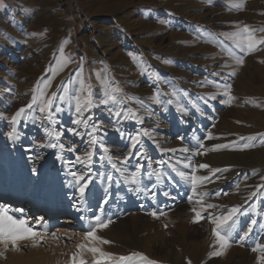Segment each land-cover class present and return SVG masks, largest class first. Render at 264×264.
Listing matches in <instances>:
<instances>
[{
  "label": "rangeland",
  "instance_id": "374dc122",
  "mask_svg": "<svg viewBox=\"0 0 264 264\" xmlns=\"http://www.w3.org/2000/svg\"><path fill=\"white\" fill-rule=\"evenodd\" d=\"M240 3L241 0H0V192L21 191L23 196L18 200L22 203L5 197L4 202L11 201L5 206L9 215L25 218L34 230L47 232L40 242L19 241V250L0 245V264H70L78 251L76 246L84 242L86 222L63 227V218L72 217L67 210L54 215V208L60 206L57 204L45 216L46 212L37 207L41 201L69 204L72 208L76 203L80 207L71 172H85L86 179L91 178L82 213L89 211L93 218L103 210L104 217L110 216L113 221L97 232L111 242L99 245L106 252L115 256L138 252L157 264H179L176 259H181L182 264H208L214 259L223 264H250V260L251 264H259L260 252L252 248L257 243L264 245V135H258L264 134V46L244 56V64L238 65L227 50L242 53L221 34L248 25L256 30L258 38L264 36L260 31L264 29V0H242V7H235ZM61 46L73 62L53 77ZM81 60L96 103L102 87L95 73L107 67L124 94L144 101V107L133 101L123 105L125 110H134L142 122L116 117L111 105H94L92 122L100 123L102 130L95 134L101 143L93 147L88 135L68 131L75 128L84 133L90 129L73 124L74 107L57 101L54 107L63 109L54 113L57 122L50 123L37 110L33 113L35 119L21 117L15 126L19 139L11 140L7 135L12 131L11 117L31 102L34 87L39 83L43 88L51 79L48 95L62 94V85L78 88L73 81ZM224 85H231L230 94L235 99L230 103L222 102L227 100ZM173 89L178 93L175 97L171 95ZM157 91L162 101L173 103H155L150 97ZM180 106L186 111H180ZM47 130L62 132L59 143L64 144V150L47 146L56 142ZM144 130L150 135H143ZM209 132L212 139L207 138ZM138 133L139 142L133 147L131 137ZM249 136L256 139H240ZM200 142L208 149L216 144L233 146L193 155ZM245 143L253 146L243 149ZM70 147L76 151H67ZM184 147L189 152L180 151ZM105 148L117 168L127 169L123 176L102 159ZM89 150L95 153L91 164L76 163V156L83 157ZM184 154L192 156L193 165L207 163L211 168L228 171L212 176L208 169H198L196 175L210 176V180L199 184L193 193L190 181L177 174H192V169L185 167L188 160ZM125 158L129 159L122 164ZM137 166H142L141 187L145 189L139 193L130 191L135 186L125 180ZM153 170L161 172L160 182L155 175L149 177ZM109 174L113 176L111 184L106 179ZM252 192L256 195L251 196ZM201 193L207 194L203 196L204 204L218 207L208 209L199 222H193L192 209H200L196 201L201 199ZM106 197L108 203L104 204ZM94 207L96 212L92 214ZM232 207H239L233 217L237 221V240L252 220L256 224L251 225L245 241L233 242L224 254L209 257L214 250V226L208 214H225ZM154 211L158 218L149 214ZM39 217L44 218L42 224L36 223ZM123 218L126 220L115 223ZM60 228L66 229L58 232ZM198 257L203 260L198 262ZM83 258L92 264V253L85 251Z\"/></svg>",
  "mask_w": 264,
  "mask_h": 264
},
{
  "label": "snow or ice",
  "instance_id": "6c2138e0",
  "mask_svg": "<svg viewBox=\"0 0 264 264\" xmlns=\"http://www.w3.org/2000/svg\"><path fill=\"white\" fill-rule=\"evenodd\" d=\"M235 7L240 8L242 7V0L240 4H236ZM260 31H264V29H261ZM256 30L250 28L248 25H243L242 27H237V30L234 32H226L222 33L221 35L225 36L226 38L233 41V44L235 48L239 49L241 55H237L235 52H233L231 49L227 50V54L232 57L236 64L243 65L244 64V56L249 55L259 49L260 46H264V36L257 37L256 36ZM60 53V59L57 61V66L53 70V77L58 74L60 71H62L65 67L68 66L69 63H72V59L70 56H66L64 54V49L61 46L58 49ZM170 61L165 60V63H169ZM225 67H228L226 64ZM84 68H83V60H81L80 65L78 66V70L76 73V80L73 81V83H78L79 87H72L69 89L67 85H62V94H58L57 92L51 93V95L47 94V89L51 86V79H48L46 83H44L43 88L40 87L39 83L37 86L33 89V96L31 99V102L28 103L26 106L19 108L14 115L11 117L12 122V131L8 132V137L15 141L19 139V134L16 131V124L20 121L21 117H32L33 113L38 110L39 113L45 114L44 119H47L50 123L57 122L55 120L54 113L60 112L63 109L56 105L57 101H60L62 103H68L70 107H74V112L76 114V119H74L72 122L73 124L77 126H83L85 129H90V131L87 132H78L77 129L72 128L68 129L69 132H71L74 135H88L90 137V146H95L98 143H101L100 139L95 135L98 131L101 129V124L98 122H92L93 121V115H92V108L99 105H111L116 110L114 111V115L118 118H134L138 122H142V118L136 115V112L134 110H125L123 108V105H125L128 101H133L136 103H139L141 107H144V101L139 100L136 97L128 96L127 94L123 93V90L119 87L118 83L114 81V79L110 76V70L107 67L102 68L101 70L97 71L95 73L96 79L100 82L102 87V95L98 99V104L96 103L97 98L94 96L92 85L91 83H88L84 78ZM232 75H235V72L231 73ZM214 75H219V73H214ZM156 79H159V76L156 75ZM224 88L227 93V100L222 101L223 103H230L232 100L235 99L230 93H231V85H224ZM171 95L173 97L177 96L178 93L175 89L171 92ZM161 93L159 91L156 92V94L152 97H150L151 100H153L155 103L163 104V103H173L172 100L168 101H162L160 99ZM211 99H215V96L210 97ZM179 104V101H176ZM207 103V101H205ZM248 102V101H246ZM33 105H36V108H33ZM194 107H196L195 104H193ZM180 111H186V109L183 106L179 107ZM85 113H88L86 116ZM119 130V129H117ZM47 135L51 139H55L56 142H49L48 147L56 148L59 147L61 150H64L65 146L62 143H59V137L62 135V132H58L55 130H47ZM137 136L131 137L133 140V147L139 142ZM143 135L148 136L150 135L148 130L143 131ZM258 135H264V134H258ZM208 139H212V133H208ZM181 140H183V137H180ZM241 140H247L249 142L254 141L256 139L255 136H249V137H241ZM261 143H264V139L261 140ZM233 145L229 144H216L211 149L205 148V145L203 142L199 143V148L196 149L193 152V155H203L208 151H217L224 148L232 147ZM253 145L251 143H245L243 145V149H247L249 147H252ZM203 149L204 151L201 152L200 150ZM241 149V150H243ZM67 151L75 152L76 149L74 147H70L67 149ZM107 149H104L105 156L102 157V159H107L109 163H111L112 167L116 169V171L120 172L123 176L124 173L127 171L126 168H117V165L115 162L112 161V157L107 154ZM168 151H175V150H168ZM182 152H189L188 147H184L180 149ZM94 150L86 151L83 157L80 155L76 156V163H82L85 164V166L91 164L93 156H94ZM131 155V154H130ZM137 155H140L138 152ZM129 158H125L124 161H121L122 164H126ZM141 167L137 166L136 170L134 172H131L127 177H125V180L130 185H134L135 187H131L129 190L133 191L135 193H139L142 191H145L144 188L141 187L142 180H141ZM173 167V171H177L175 166ZM185 167H190L192 169V174L187 175L183 171H177V174L184 180L190 181L192 192L196 193L197 186L199 184H202L203 182L209 181L210 176H204V175H196V171L198 169H208L212 176H215L216 173L228 171L227 168H211V166L207 163H200L198 165H193L191 160L189 159L188 163L185 164ZM33 173L36 172V169L33 168ZM88 171H91L90 168H88ZM70 175L73 177V186L76 187L77 192L79 194L77 203L80 205V207H77V211H80L81 208L86 204L85 199V193L86 190L89 187V184L91 183V178L89 177L86 179V173L85 172H71ZM149 177L155 175L157 177V182H160L161 180V172L159 170H153L152 172L148 173ZM219 178V177H217ZM109 184L113 181V176L111 174L107 175L106 177ZM261 179H264L262 177ZM153 188L156 187V184L152 185ZM259 187V186H258ZM165 196L168 195L167 192L164 193ZM207 195L206 193H201V199L197 200L196 203L200 205V209L197 210L196 208H193L192 211L194 212V219L193 222H199L203 216V212H207L208 209H214L218 206L215 204H204L203 202V196ZM226 195V193H225ZM256 192H252L251 196H255ZM155 196V193H153V197ZM189 200H192V197H189ZM104 204L108 203V198L106 197L103 200ZM76 206V205H74ZM239 212V207H232L225 214H208V220L209 222L214 226L211 230V235L213 237V244L211 247H213V251L209 253V257H218L222 254H224L225 250L231 246V243L233 242H243L245 241L251 231L252 227L251 225H255L256 221L252 220L251 225L249 226L247 231H244L241 235H239L238 240L234 236V233L236 231V224L237 221L233 219V217L236 216V214ZM153 217L158 218L157 212L150 213ZM162 214V213H161ZM81 219H84V217H81ZM44 221L43 217H39L36 221L37 224H42ZM111 223H113L110 216L104 217L103 210H101V215H94L92 220L89 222L88 230L85 232V235L83 237L82 243L78 244L76 247L78 251L74 253L71 257L70 264H87V261L83 258V253L85 251L92 253L93 255V262L92 264H135L136 261L139 262V264H157L156 261L149 259L147 256L143 255L142 253L133 252L131 255L128 256H115L113 253L104 251L99 245L109 244L111 243L109 240L104 239L103 237L99 236L97 234L98 230H102L107 228ZM167 227V225H165ZM262 228H264V225H261ZM45 235H47L46 231H38L34 230L33 227L29 226L27 219L25 218H15L12 215H9V209L0 205V245H4L5 248L8 247V245H11L13 250H19V241L22 240H33L35 242H40L44 239ZM53 238L55 237V234H53ZM218 246V250H217ZM252 251L254 252H260V256H258L259 264H264V245H261L259 243L256 244L255 247L252 248ZM3 253H0L2 255ZM190 264V261H189Z\"/></svg>",
  "mask_w": 264,
  "mask_h": 264
},
{
  "label": "bare ground",
  "instance_id": "6f19581e",
  "mask_svg": "<svg viewBox=\"0 0 264 264\" xmlns=\"http://www.w3.org/2000/svg\"><path fill=\"white\" fill-rule=\"evenodd\" d=\"M184 155H186V160H188L189 161V159L191 160L192 159V156H189V155H187V154H184ZM40 160V159H39ZM38 162V161H37ZM50 170V169H49ZM38 172H39V170H38ZM36 174V173H35ZM186 174H188V173H186ZM50 175V174H49ZM88 177V176H87ZM162 188V187H161ZM164 190V189H163ZM22 196H23V193L21 192V191H6V190H3V191H1L0 192V198H1V200H0V205H2V206H6V202H4L5 200H6V198H10L11 200H18V198H22ZM2 197H6L5 199H3ZM162 197V196H161ZM158 198V197H157ZM20 200V199H19ZM155 200V199H154ZM156 200H158V199H156ZM160 200V199H159ZM33 202H35V200H32ZM131 201V200H130ZM160 202V201H159ZM167 203H169V202H167ZM57 204H59L60 206H58L57 208H56V210H55V208H54V210H53V212H55L54 213V215L56 214V213H61V212H63V210H67V212H68V214L69 215H71L72 217L70 218V217H66V218H63V227H68L69 225H71V224H76V223H74V222H80V221H85L86 222V224L83 226V231L85 232V231H87L88 230V226H89V222H90V218L92 219V217H90L91 215H90V212L89 211H84L83 213H82V211L80 210V211H77V207H78V205L75 203L74 205H76V206H74L73 208L72 207H70V205L68 204V206H64V205H61L60 203H55V202H53V201H49V203L48 204H46V203H44L43 201H41V203H39V207H37V209L38 210H41L42 212H50V210H52L51 208L54 206H56ZM165 204V203H164ZM32 206L34 207V205L32 204ZM144 208V207H143ZM63 209V210H62ZM96 208L94 207L93 209H92V211H91V213L93 214L94 212H96V210H95ZM145 209V208H144ZM148 210V209H147ZM66 213V212H65ZM146 213V212H145ZM12 214V213H11ZM23 214H25V215H27L28 214V212H23ZM150 214V213H149ZM100 215V214H99ZM111 215V214H110ZM114 215V214H113ZM116 215V214H115ZM141 216H143V217H149L150 215H141ZM81 217H84V219H81ZM126 218V217H125ZM114 219V218H113ZM124 220H126V219H119L118 221H116L115 223H120V222H123ZM49 222V221H48ZM78 225V224H77ZM66 229V228H65ZM65 229H62V228H60L59 230H58V232H64V230ZM81 232V231H80ZM62 236V235H61ZM179 253L178 252H175V255H178ZM202 257V256H201ZM175 258V257H174ZM200 257H198V262H201L202 260H203V258H200ZM250 258V257H249ZM253 258V257H252ZM176 259V258H175ZM255 260H253V262H254ZM176 262L177 263H179V264H182V261H181V259H179L178 261H177V259H176ZM243 263V262H242ZM252 263V260H250V264ZM208 264H223L222 263V261L221 260H218V259H214L213 261L211 260V262L210 263H208ZM230 264V263H229Z\"/></svg>",
  "mask_w": 264,
  "mask_h": 264
}]
</instances>
